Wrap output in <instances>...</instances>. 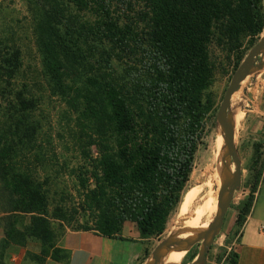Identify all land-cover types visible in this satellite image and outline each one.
<instances>
[{
  "label": "trees",
  "instance_id": "16d2710c",
  "mask_svg": "<svg viewBox=\"0 0 264 264\" xmlns=\"http://www.w3.org/2000/svg\"><path fill=\"white\" fill-rule=\"evenodd\" d=\"M26 1L36 83L22 82L21 50L0 34V264L11 246L29 240L40 245L31 261L65 260L56 244L67 230L112 238L130 222L140 239H159L190 187L214 117L213 58L218 51L235 70L241 65L264 34V0ZM46 95L77 115L94 148L95 155L81 148L85 164L71 172L77 207L65 198L67 166L44 131ZM259 147L234 234L259 190ZM223 255L221 264H237L233 250ZM148 257L146 249L139 264Z\"/></svg>",
  "mask_w": 264,
  "mask_h": 264
},
{
  "label": "rangeland",
  "instance_id": "374dc122",
  "mask_svg": "<svg viewBox=\"0 0 264 264\" xmlns=\"http://www.w3.org/2000/svg\"><path fill=\"white\" fill-rule=\"evenodd\" d=\"M32 14L33 8L26 0H0V34L9 37L21 50L23 58L21 78L22 82L29 85L36 83L39 79V54L33 40ZM258 64H260L259 58L255 62V65ZM213 68L215 77L210 91L214 104V117L206 124L205 137L196 153L189 189L185 192L176 211L169 218L163 236L146 242L149 256L161 242H163L160 244L162 245V255L172 250L174 245L168 241L183 239L187 232L193 230L189 229L190 224L194 228H200L209 224L214 218L217 205L215 206L212 202L214 194H210V191L214 184L213 178L218 168L221 152L216 114L231 77L238 68L235 70L232 61L225 59L218 51L213 58ZM246 82L247 80H244L241 83L240 89L231 98L234 145L241 162V181L224 215L221 230L209 248L206 264H221L223 254L232 250L230 248L231 241L241 234V230L237 234H234L233 230L235 206L249 192L250 165L255 146H260V152L264 153V70L255 79H252L250 85H247ZM250 88L254 89L252 99L248 98ZM41 108H43L42 113L44 112L46 118L44 120V131L52 138L61 166H67L63 169V186L66 188L64 194H68L67 196L70 194V197L65 198L77 207L79 206L80 189L74 178L71 177V172L85 164L80 152L81 148H84L86 152L89 150L91 154L95 155L94 148L87 147L89 131L87 129L82 130V124L78 121L77 115L59 98H48L46 95ZM232 166V171H234L233 163ZM202 210H206L205 213H201L200 218L193 222ZM27 219L26 217L25 221ZM260 226L264 227V170L259 183V190L255 194L252 216L245 224L244 229L246 238L251 237L264 246V234L259 232ZM1 238L2 229L0 226V240ZM200 245L201 242L195 243L188 250L186 256L179 260V263H191L195 259ZM28 253L39 254V243L29 240L25 247L11 246L6 253L5 263L38 264L31 261ZM219 258H221L220 261H218ZM153 259L154 256L152 255L150 260Z\"/></svg>",
  "mask_w": 264,
  "mask_h": 264
},
{
  "label": "crops",
  "instance_id": "0c3cea01",
  "mask_svg": "<svg viewBox=\"0 0 264 264\" xmlns=\"http://www.w3.org/2000/svg\"><path fill=\"white\" fill-rule=\"evenodd\" d=\"M244 229L245 225L239 237L230 243L237 254V264H264V246L251 237L246 238ZM146 242L140 239L136 226L130 222L123 224L119 237L112 238L93 230H67L56 244L66 252L67 258L59 262L47 258L43 264H139L148 250Z\"/></svg>",
  "mask_w": 264,
  "mask_h": 264
},
{
  "label": "water",
  "instance_id": "95a60500",
  "mask_svg": "<svg viewBox=\"0 0 264 264\" xmlns=\"http://www.w3.org/2000/svg\"><path fill=\"white\" fill-rule=\"evenodd\" d=\"M257 58L260 59V64L255 65ZM264 70V34L261 36L258 43L248 52L246 58L234 72L228 87L224 93L222 102L218 108L216 114V123L223 133L224 148L228 152L231 158V162L234 164V171L226 178L222 183L224 188L223 194H221L214 218L208 224L207 228L196 236L183 238L181 240L168 241L174 246L183 244L194 245L197 242H201L195 259L189 264H206L207 253L214 238L219 234L223 219L226 211L228 210L230 203L233 198L235 190L239 187L241 181V162L237 155V151L234 145V123L231 115V98L240 89L241 83L247 80V85H250L252 79H255ZM253 88H250L248 98L252 99ZM166 242V241H165ZM163 243V242H161ZM160 243V244H161ZM167 243V242H166ZM158 245L155 250L151 253L144 264H160L162 257L161 246ZM191 246V247H192ZM190 249V248H189ZM188 249V250H189ZM154 256L153 260H150L151 256ZM181 264V262L179 263Z\"/></svg>",
  "mask_w": 264,
  "mask_h": 264
},
{
  "label": "bare ground",
  "instance_id": "6f19581e",
  "mask_svg": "<svg viewBox=\"0 0 264 264\" xmlns=\"http://www.w3.org/2000/svg\"><path fill=\"white\" fill-rule=\"evenodd\" d=\"M218 138H219V142L221 144V152H220V156H219L218 168H217L216 174L213 178L214 184L212 183L213 186L211 187V191H210V194H214V199L212 202L214 203L215 206L218 204V200H219L221 194H223V192H224V188L222 187L223 186L222 183L226 180V178L231 174V172L233 170L230 155L228 154V152L224 148V138H223V133H222L220 128H219V132H218ZM209 196H208V198H209ZM205 211L206 210H202V212H200V214L198 216H196V218L194 219L193 222H195L197 219H199L200 216L202 215L201 213L204 214ZM207 226H208V224L205 226H202L200 228H194L193 225L190 224L189 229H193V230L187 232L183 238H189V237L193 238L194 236H196L197 234L202 232L204 229H206ZM191 246L192 245H190V244L189 245L183 244V245H179V246H174L172 248V250H170L166 254L162 255V257L160 259V264H179V260L181 258H183L184 256H186L188 249L191 248Z\"/></svg>",
  "mask_w": 264,
  "mask_h": 264
},
{
  "label": "built area",
  "instance_id": "2783aa9c",
  "mask_svg": "<svg viewBox=\"0 0 264 264\" xmlns=\"http://www.w3.org/2000/svg\"><path fill=\"white\" fill-rule=\"evenodd\" d=\"M259 232H260L261 234H264V227H263V226H260V227H259Z\"/></svg>",
  "mask_w": 264,
  "mask_h": 264
}]
</instances>
